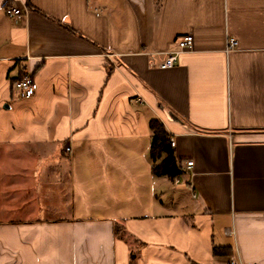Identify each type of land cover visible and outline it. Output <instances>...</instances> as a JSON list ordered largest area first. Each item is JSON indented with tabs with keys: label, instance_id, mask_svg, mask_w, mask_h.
<instances>
[{
	"label": "crops",
	"instance_id": "crops-1",
	"mask_svg": "<svg viewBox=\"0 0 264 264\" xmlns=\"http://www.w3.org/2000/svg\"><path fill=\"white\" fill-rule=\"evenodd\" d=\"M156 118L180 176L152 174ZM232 257L264 264V0H0V264Z\"/></svg>",
	"mask_w": 264,
	"mask_h": 264
},
{
	"label": "built area",
	"instance_id": "built-area-1",
	"mask_svg": "<svg viewBox=\"0 0 264 264\" xmlns=\"http://www.w3.org/2000/svg\"><path fill=\"white\" fill-rule=\"evenodd\" d=\"M6 14L9 18H11L14 22H17L24 14L23 10L21 8H18L16 6L10 5L9 7H6ZM193 35L192 34H184L182 37L178 38L174 43V48L170 49L165 53V57L163 61L159 64L161 68H169L174 66L177 63L178 56L183 53L185 50H189L193 48ZM236 41L234 39H230L228 41V47L227 49L236 47ZM14 88L17 90L18 94L22 98L32 97L35 95V91L37 88L35 80L32 78V76L28 73L21 76L17 80L13 82ZM170 146L174 147V138L170 136L169 138ZM66 152L70 153L71 149L69 147H65ZM193 164L192 160H188L186 162V169L190 168ZM195 196V194L193 195ZM215 230L219 231L223 235H229L234 236V230L232 228V225L226 224V223H217L214 225ZM219 264H256L251 262H243L238 257H232L228 258V260L221 262Z\"/></svg>",
	"mask_w": 264,
	"mask_h": 264
},
{
	"label": "trees",
	"instance_id": "trees-1",
	"mask_svg": "<svg viewBox=\"0 0 264 264\" xmlns=\"http://www.w3.org/2000/svg\"><path fill=\"white\" fill-rule=\"evenodd\" d=\"M151 132V142L149 149V157L153 162L151 167L153 175H168L170 177L180 176L182 169L181 165L175 159L173 147L170 146V134L166 131L163 123L159 119H151L149 122ZM118 228L115 229L117 231ZM213 253L230 254L226 247H214ZM130 258H134L133 253Z\"/></svg>",
	"mask_w": 264,
	"mask_h": 264
}]
</instances>
